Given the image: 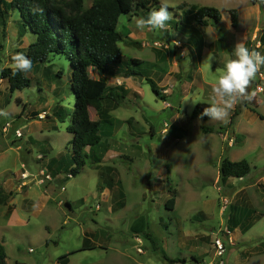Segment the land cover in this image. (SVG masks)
<instances>
[{
  "label": "rangeland",
  "instance_id": "1",
  "mask_svg": "<svg viewBox=\"0 0 264 264\" xmlns=\"http://www.w3.org/2000/svg\"><path fill=\"white\" fill-rule=\"evenodd\" d=\"M91 3L83 0V8ZM162 4L172 12L165 32L138 29L135 20L142 13L120 16V52L141 63L129 64L137 75L127 79L120 76L122 66H108L120 72L108 76L109 86L122 81L126 97L117 107L104 102L102 115L89 108L91 119L101 121L100 141L85 149L88 158L74 177H65L73 166L72 135L66 131L73 109L70 61L58 55L44 65L50 67L49 72L43 66L31 70L30 86L22 91L10 93L0 78V112L7 113L0 115V187L12 192L26 222L8 226L6 206H0L6 264H58V258L67 254L66 264H168L167 260L174 264H217L220 260L222 264H264V91L251 102L236 103L223 121L191 117L197 103L211 102L213 77L223 67L212 62L214 55L203 53L201 73L195 72L202 34L208 48L213 29H224L223 22H230V10L239 14L241 28L253 26L254 6L249 0H159L153 9ZM257 4L264 33V2ZM193 6L218 10L223 22L195 30ZM19 27L13 12L5 15V25L0 24V71L12 68V55L25 54L35 40ZM257 33L250 45L252 40L263 44ZM172 41L182 47L176 48ZM223 43L226 52H220L217 59L224 63L229 54L234 57V50L226 38ZM255 45L251 49L257 50ZM176 50L185 57H173ZM164 51L165 57L158 58ZM257 51L264 55V45ZM173 58L180 72L170 71V76L161 79ZM90 72L91 77H101L93 69ZM146 79L161 90L163 99L151 91ZM255 84L264 88V80L256 78L250 92H255ZM58 107L64 111L63 122L53 114ZM7 123L10 128L5 133ZM16 131L21 137H16ZM55 157L50 171L44 168ZM223 159L246 160L250 173L222 181ZM41 169L51 175L49 183L26 181L28 187L17 188L22 171L35 174ZM153 173L160 177L155 183L150 179ZM24 198L28 201L22 203ZM170 199L175 201L173 209L166 207ZM223 199L228 202L224 211ZM230 219L240 224V230L233 229ZM217 240L225 248L220 257L215 256ZM82 244L91 248L70 254Z\"/></svg>",
  "mask_w": 264,
  "mask_h": 264
},
{
  "label": "trees",
  "instance_id": "2",
  "mask_svg": "<svg viewBox=\"0 0 264 264\" xmlns=\"http://www.w3.org/2000/svg\"><path fill=\"white\" fill-rule=\"evenodd\" d=\"M159 0H92L91 5L83 8V0H0V24L5 25V15L13 12L18 16L20 32L32 33L35 40L25 51V56L32 61V69L43 66L49 72L50 67H45L52 57L64 55L71 65L69 87L73 95V109L70 123L66 131L72 135L71 160L73 162L70 173L76 176L84 166L88 154L86 148H93L100 141V120H91L89 108L93 107L96 114L104 113L103 103L112 102L115 107L123 102L126 90L122 85L109 86L108 76L115 77L120 72L108 68L122 66L120 76L124 79L137 75L129 64L139 65V59L124 57L118 47L123 35L117 31L118 20L121 15H138L142 13L147 17ZM256 4L258 0H249ZM194 10L193 21L199 26H206L207 22L219 24L220 12L212 7H192ZM232 28L237 26V13L235 10L228 12ZM89 69L97 71L101 77H90ZM28 73L17 72L13 74L12 68L0 71V78L5 80L10 93L22 91L30 86L31 80ZM57 76L60 75L58 71ZM107 75V76H106ZM151 91L160 98L161 90L150 79H146ZM210 103H197L192 110L191 117L208 120L207 116L201 117L200 113ZM61 107V106H59ZM54 109V116L63 122L64 111ZM233 116L230 118L232 123ZM210 132L209 129H202ZM56 162V161H55ZM250 173V166L246 160L229 161L223 159L219 167V177L224 181L227 178L241 179ZM174 199L166 203V207L173 209ZM69 208V204L65 203ZM233 228L235 219H230ZM249 225L244 226L246 232ZM82 248L81 250H83ZM81 250L71 252L74 254ZM67 255L58 258V264L67 263ZM165 260L167 258L165 257ZM194 261H196L194 259ZM174 264V260H167ZM0 264H6V253L3 242L0 240Z\"/></svg>",
  "mask_w": 264,
  "mask_h": 264
},
{
  "label": "clouds",
  "instance_id": "3",
  "mask_svg": "<svg viewBox=\"0 0 264 264\" xmlns=\"http://www.w3.org/2000/svg\"><path fill=\"white\" fill-rule=\"evenodd\" d=\"M264 2V0H262ZM172 19V12L167 4H162L158 9L151 10L147 17H138L135 26L138 29L166 31V23ZM179 44L178 41H172ZM234 58H228L217 74L213 77L211 86V102L200 113L201 117L207 116L211 120L223 121L227 118L229 110L238 102H251L256 93L250 92L252 82L264 66V55L259 51L247 48L243 42L234 47ZM13 74L27 73L32 69V61L23 53H16L11 57ZM0 115H7L0 112ZM166 163V161H161ZM160 177L153 173L150 177L155 183Z\"/></svg>",
  "mask_w": 264,
  "mask_h": 264
},
{
  "label": "crops",
  "instance_id": "4",
  "mask_svg": "<svg viewBox=\"0 0 264 264\" xmlns=\"http://www.w3.org/2000/svg\"><path fill=\"white\" fill-rule=\"evenodd\" d=\"M252 4V3H251ZM254 7V9H252L253 10V12H254V14H255V16H256V24H253V26L251 25V27L249 26H246V27H243V28H241L240 27V18H239V14H237V26H236V28H232V26H231V23L230 22H227V20L225 21V22H223V17H222V15H221V19H220V22H219V24L218 25H220V23L221 22H223V24H225L226 25V27L224 28V29H219V28H215V29H213V31H212V39H213V41L209 44V46H208V48H206V46L204 45V41H206V37H205V35L204 34H202L203 36H202V38H203V42L201 43V50H200V53L198 54L197 53V57H196V60L194 61L195 62V64H196V66H195V72L197 73V74H200L201 72H200V69H201V63H202V55H203V53H206V54H212V55H214L215 56V60H212V62L214 63V64H216L217 66H223L224 65V63L223 62H219L218 61V59H217V56H218V54L220 53V52H222V51H225L226 52V44L225 43H223V40H224V38H226L230 43H231V48H232V50H234V47H235V45L237 44V43H240V42H243V44L247 47V48H249V49H251V47L253 46V48H254V44H256L255 45V48L258 46V49L260 50L261 48H262V46L264 45V33H262V28L260 27V19H259V16H260V11H259V7H258V4L256 3V4H252ZM256 7V8H255ZM229 12V11H228ZM237 13V12H236ZM212 24L213 25H215V26H217V24H214V23H212V22H207V25L206 26H199V25H196L195 23H192L191 24V26L192 27H194L195 28V30H196V28H198V27H202V28H207V27H212ZM196 25V26H195ZM212 29V28H211ZM211 31V30H210ZM257 31H259V36L261 37V42L263 43L262 45L260 44V42H258V41H254V40H252V42H251V45H250V41H251V39H253V38H255V39H257L256 37H257V35H258V33H257ZM222 34H221V33ZM198 34H200V32L198 31ZM199 39V41L201 40L200 38H198ZM254 41V42H253ZM248 42H249V46H248ZM203 44V45H202ZM204 46H205V48H204ZM252 48V49H253ZM164 49H166L167 50V48L166 47H164ZM257 49V50H258ZM177 52H173V53H175V55H173V57L174 56H180V58H184L185 56L184 55H182L181 53H178V50H176ZM165 51L162 53V52H160L159 53V55H162V57H158V58H160V59H162L163 57H165ZM234 58L232 55H230L229 54V56L228 57H226V60L228 59V58ZM204 60V59H203ZM172 62H171V68H170V70H165V71H162V72H165L164 73V75L163 76H161V79H166V76H170V74H171V72L170 71H178V72H180L179 70H180V66H179V64L175 61V59L173 58V60H171ZM181 66H183V65H181ZM91 71V69H89V74L91 73L90 72ZM260 71H263L264 72V66H261V69H260ZM262 75H263V80H264V74L262 73ZM91 77V76H90ZM91 78H93V79H98L99 77H91ZM262 80V81H263ZM261 81V80H260ZM109 80H108V85H109ZM118 83H120V85H123V82L122 81H118ZM123 87H124V85H123ZM208 88H210V87H208ZM211 89V88H210ZM127 90V89H126ZM256 93V92H255ZM89 117H90V114H89ZM90 119H91V117H90ZM92 120V119H91ZM93 121H95V120H93ZM233 132H234V130H233ZM232 142V141H231ZM231 146L232 145V143H229L228 144V146ZM87 150V149H86ZM41 158V156H38V158ZM39 158V159H40ZM55 161H56V157L55 158H52V159H50L47 163H45V165H44V168H46V169H50V168H52V165L55 163ZM21 166H23L22 164H21ZM43 169V168H42ZM41 169V170H42ZM56 168L53 170V172L51 173V174H53V173H55L56 171ZM50 171V170H49ZM45 173H47V172H45ZM47 174H49V173H47ZM50 175V174H49ZM49 183V182H48ZM23 187H28V185L27 186H23ZM18 189H23L22 188V186L21 185H19L18 187H17ZM0 198H2V199H0V206L1 205H4V206H6V210L4 211V217L6 218V222H7V225L8 226H12V225H25L26 224V222L22 219V216L18 213V211H17V209H16V205H15V203H14V199H13V196H12V192L11 191H7L6 189L4 190L3 188H1L0 187ZM26 201H28L26 198H24L23 199V201H22V203H25ZM236 221V220H235ZM236 226L239 228V230H240V224H238L237 223V221H236ZM237 227H235V228H233L234 230L237 228ZM242 229V228H241ZM0 240L3 242V239L2 238H0ZM4 245V244H3ZM88 246V247H87ZM94 247V246H93ZM82 248H84L83 250H87V249H89V248H91V247H89V245H86V244H82V246H81V248H79L78 250H81ZM87 248V249H86ZM68 260V259H67Z\"/></svg>",
  "mask_w": 264,
  "mask_h": 264
},
{
  "label": "built area",
  "instance_id": "5",
  "mask_svg": "<svg viewBox=\"0 0 264 264\" xmlns=\"http://www.w3.org/2000/svg\"><path fill=\"white\" fill-rule=\"evenodd\" d=\"M179 42V41H178ZM175 45V44H174ZM176 48H181V43L179 42L178 46L175 45ZM256 49H258V46L256 47ZM258 80H263V75H262V72L260 71V73L257 74V77H256ZM254 83V81L252 82V84ZM255 87V92L256 93H261L264 91V88L259 85V84H255L254 85ZM167 106V105H166ZM39 119H42L43 116H40V114L38 115ZM10 128V124L7 123L5 125V127L3 128V132H7L8 129ZM16 137H21V133L19 131H16L15 133ZM232 140H230V143H231ZM40 158V157H39ZM38 158V159H39ZM23 167V166H22ZM20 179H21V186H27L30 182V183H34L36 185H43V184H46L48 182H50L52 179L51 175L45 173L43 170H39L37 173L35 174H28L27 171H22L21 174H20ZM65 177H68L70 178L71 177V173L66 175ZM28 181V182H26ZM61 190L63 191L64 188L62 187ZM227 201L225 199H223V206L221 207V210L224 211L225 210V207L227 206ZM215 248H216V254L215 256L216 257H220L222 256V254L225 252V248L223 247V245L221 244V242L219 240L215 241ZM196 264H203L201 262H198ZM208 264H215L214 262H209ZM217 264H222V261H218Z\"/></svg>",
  "mask_w": 264,
  "mask_h": 264
}]
</instances>
